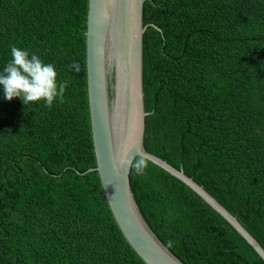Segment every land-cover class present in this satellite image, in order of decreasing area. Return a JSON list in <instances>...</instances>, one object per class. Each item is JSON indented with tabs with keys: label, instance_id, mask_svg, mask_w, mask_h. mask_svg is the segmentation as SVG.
Wrapping results in <instances>:
<instances>
[{
	"label": "trees",
	"instance_id": "1",
	"mask_svg": "<svg viewBox=\"0 0 264 264\" xmlns=\"http://www.w3.org/2000/svg\"><path fill=\"white\" fill-rule=\"evenodd\" d=\"M88 9L89 0H0V70L16 45L68 82L51 107L0 92V264H146L99 172L85 173L97 166ZM144 24L145 148L202 185L264 247V0H146ZM139 158L135 198L183 262L264 264L196 190Z\"/></svg>",
	"mask_w": 264,
	"mask_h": 264
},
{
	"label": "water",
	"instance_id": "2",
	"mask_svg": "<svg viewBox=\"0 0 264 264\" xmlns=\"http://www.w3.org/2000/svg\"><path fill=\"white\" fill-rule=\"evenodd\" d=\"M146 0H89L86 44L90 117L98 171L111 211L146 264H186L153 231L131 185L126 162L144 157L185 181L222 214L264 258V247L202 185L144 145V4ZM111 74L114 81L111 82ZM111 94L113 95L111 97Z\"/></svg>",
	"mask_w": 264,
	"mask_h": 264
},
{
	"label": "clouds",
	"instance_id": "3",
	"mask_svg": "<svg viewBox=\"0 0 264 264\" xmlns=\"http://www.w3.org/2000/svg\"><path fill=\"white\" fill-rule=\"evenodd\" d=\"M11 59L0 70V92L3 98L11 101L20 98L24 105L42 102L53 106L62 100L68 86L66 80H60L54 63L45 62L37 53L12 45ZM78 70V64H73ZM126 166L132 167L138 174L145 170V160L129 159Z\"/></svg>",
	"mask_w": 264,
	"mask_h": 264
}]
</instances>
